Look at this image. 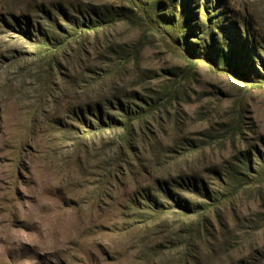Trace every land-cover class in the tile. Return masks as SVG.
<instances>
[{
	"label": "rangeland",
	"instance_id": "1",
	"mask_svg": "<svg viewBox=\"0 0 264 264\" xmlns=\"http://www.w3.org/2000/svg\"><path fill=\"white\" fill-rule=\"evenodd\" d=\"M0 264H264V0H0Z\"/></svg>",
	"mask_w": 264,
	"mask_h": 264
},
{
	"label": "trees",
	"instance_id": "2",
	"mask_svg": "<svg viewBox=\"0 0 264 264\" xmlns=\"http://www.w3.org/2000/svg\"><path fill=\"white\" fill-rule=\"evenodd\" d=\"M143 5H145V4H147V2H144V1H142L141 2ZM133 5H135V6H137L136 4H133ZM153 7L154 6H151L150 5V7L147 9V11L146 10H143V12L142 13H144V14H146V15H148V16H152V17H155V16H157V17H159V16H161L162 15V13H155L154 15L155 16H153V14H152V9H153ZM139 9H141L140 7H139ZM132 11V10H131ZM116 17H120V18H130V19H132L133 20V18H131L128 14H127V12H126V10L125 9H120V12H118V14L116 15ZM157 17H155V18H157ZM159 18H161V17H159ZM159 20V19H158ZM102 23H104V22H102ZM102 23H97V24H89L88 26L90 27V28H93V29H98L99 27H101L102 25ZM169 23H171V24H169ZM168 26L170 27V25H176L177 24V21H176V19H172V20H170V21H168ZM171 28V27H170ZM184 31V30H183ZM183 31L182 30H180V32H176V34H177V39L182 43H186V41L189 43V39H187V37H186V35L184 36L183 35ZM215 67L216 68H218V67H220L221 69L222 68H224L223 67V64L221 63V61L220 60H217L216 61V65H215ZM162 104H164L165 105V101H163V102H161ZM180 206V209H181V211L182 212H185V213H188V212H192V211H194V209L191 207V206H188L189 204H179ZM193 209V210H192Z\"/></svg>",
	"mask_w": 264,
	"mask_h": 264
}]
</instances>
